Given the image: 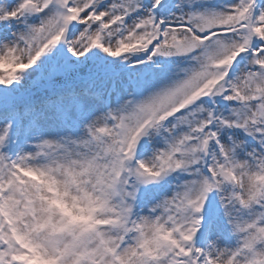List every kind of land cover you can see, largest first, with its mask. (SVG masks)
Instances as JSON below:
<instances>
[{
  "label": "snow or ice",
  "instance_id": "1",
  "mask_svg": "<svg viewBox=\"0 0 264 264\" xmlns=\"http://www.w3.org/2000/svg\"><path fill=\"white\" fill-rule=\"evenodd\" d=\"M0 264H264V0H0Z\"/></svg>",
  "mask_w": 264,
  "mask_h": 264
}]
</instances>
